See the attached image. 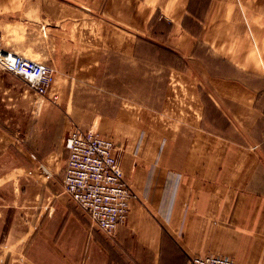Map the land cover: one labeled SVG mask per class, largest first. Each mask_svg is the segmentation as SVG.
Instances as JSON below:
<instances>
[{
	"label": "crops",
	"instance_id": "1",
	"mask_svg": "<svg viewBox=\"0 0 264 264\" xmlns=\"http://www.w3.org/2000/svg\"><path fill=\"white\" fill-rule=\"evenodd\" d=\"M0 36L55 68L59 96L22 109L0 71V181L19 170L15 139L54 163L68 109L91 106L73 84L91 85L121 109L106 137L135 194L117 230L137 243L133 260L264 264V0H0ZM165 53L185 67L165 66Z\"/></svg>",
	"mask_w": 264,
	"mask_h": 264
},
{
	"label": "rangeland",
	"instance_id": "2",
	"mask_svg": "<svg viewBox=\"0 0 264 264\" xmlns=\"http://www.w3.org/2000/svg\"><path fill=\"white\" fill-rule=\"evenodd\" d=\"M163 60L167 67H185L183 62L176 64L175 59L166 53ZM159 61L160 56L158 64ZM166 79V76L162 77V82L165 83ZM4 81L9 88L7 100L12 99L13 103L19 100L18 106L22 109L35 99L33 94L48 98L38 95L22 78L11 73H4ZM134 86L138 88L140 82L136 81ZM73 87L75 102L91 106L68 109L67 135L63 147L55 153L54 163L48 165L39 158L33 140L20 138L12 141L11 150L19 156V170L14 164L13 174L8 173L11 178L0 181V264H140L133 260L138 248L133 239L121 243L117 241V232L109 235L102 231L66 192L63 182L68 156L66 139L73 124L107 136L105 119L109 115L118 116L121 110L111 106L109 99L114 97L107 91H92L91 85L80 83L73 84ZM93 116H101L100 127L93 128L89 124ZM7 165L8 169L11 168L10 163ZM127 183L131 187V183ZM126 222L120 226L125 227ZM166 247L173 249V243L167 241Z\"/></svg>",
	"mask_w": 264,
	"mask_h": 264
},
{
	"label": "built area",
	"instance_id": "3",
	"mask_svg": "<svg viewBox=\"0 0 264 264\" xmlns=\"http://www.w3.org/2000/svg\"><path fill=\"white\" fill-rule=\"evenodd\" d=\"M1 40V36H0ZM0 71L22 78L38 95H52L55 68L0 46ZM68 159L64 174L66 192L102 231L114 235L127 221L134 196L125 180L114 141L94 129L73 124L66 139ZM190 264H237L223 255H197Z\"/></svg>",
	"mask_w": 264,
	"mask_h": 264
}]
</instances>
